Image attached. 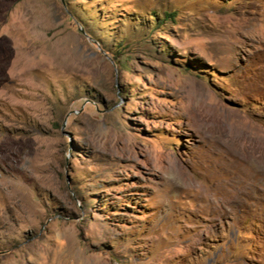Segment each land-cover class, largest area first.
Instances as JSON below:
<instances>
[{"label": "rangeland", "instance_id": "374dc122", "mask_svg": "<svg viewBox=\"0 0 264 264\" xmlns=\"http://www.w3.org/2000/svg\"><path fill=\"white\" fill-rule=\"evenodd\" d=\"M0 264H264V0H0Z\"/></svg>", "mask_w": 264, "mask_h": 264}]
</instances>
